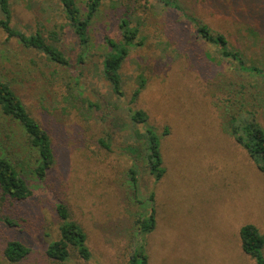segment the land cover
<instances>
[{
	"label": "rangeland",
	"instance_id": "1",
	"mask_svg": "<svg viewBox=\"0 0 264 264\" xmlns=\"http://www.w3.org/2000/svg\"><path fill=\"white\" fill-rule=\"evenodd\" d=\"M77 1L85 11L86 0ZM10 2L13 26L26 34L42 32L69 65L8 40L0 29V75L48 131L55 154L54 166L40 179L17 136L12 162L35 193L4 206V215L18 227L0 224V264H10L3 248L11 239L32 249L17 264H61L46 253L60 235L58 203L84 228L91 251L84 259L71 249V264H126L141 237L134 220L153 207L156 227L145 237L149 264H255L242 248L240 229L252 223L264 238V173L227 127L226 87H234L228 82L235 78L237 90L243 84L255 91L257 100L244 109L256 111L264 127V78L222 59L220 48L198 36L180 11L150 0L156 15L145 19L138 11L133 17V25L144 20L145 41L126 57L123 93L116 94L102 64L107 39L121 38V11L111 2L96 13L86 47L59 1ZM177 2L223 33L248 64L264 69V0ZM134 110L146 112L147 121L134 122ZM237 119L242 124L247 116ZM148 128L161 136L166 172L160 180L140 154L145 152L140 137ZM132 167L137 198L131 191Z\"/></svg>",
	"mask_w": 264,
	"mask_h": 264
},
{
	"label": "trees",
	"instance_id": "2",
	"mask_svg": "<svg viewBox=\"0 0 264 264\" xmlns=\"http://www.w3.org/2000/svg\"><path fill=\"white\" fill-rule=\"evenodd\" d=\"M62 5L69 25L77 35L83 47L90 42V25L106 1L121 11L119 40L108 38V50L103 59V73L109 81L112 90L116 94H122V65L130 53L131 49L142 45L145 38L140 34V24L133 25V17L140 11L145 19L148 15L155 16L150 0H86V9L82 11L77 0H57ZM165 6L177 9L195 28L196 33L202 39L217 45L220 48L221 58L236 62L238 66L249 73H257L264 78V69L248 64L242 50L230 45L228 38L221 32L215 31L208 23L196 16L186 12L177 0H162ZM0 29L3 30L7 39H17L20 44L28 49H33L46 55L49 61L61 66L69 65V60L64 52L56 45L48 41L40 31L26 34L12 24L13 10L10 0H0ZM139 18V17H138ZM140 19V18H139ZM56 36V34H54ZM53 41H57L54 37ZM82 60V57H80ZM145 79L142 80L141 87ZM234 86L227 90L226 110L230 109L227 119V127L235 140L242 144L251 156L257 159L258 168L264 173V127L256 118V111L248 107L250 102L257 100L254 90L250 91L249 86L240 84L235 78L228 82ZM140 89L134 91L133 99L139 94ZM238 107V108H237ZM240 114L247 116L242 124H237ZM134 122H146L148 116L142 110H134L131 115ZM22 136V149L27 156L33 160V173L38 178H44L48 170L55 164V154L52 146V139L45 127L29 112L24 101L17 93L12 84L0 75V224L11 227H18L17 221L4 215L3 209L6 203L24 202L34 195V190L29 186L23 173L12 162V149L14 144L18 146L17 136ZM145 145L144 154L140 151L148 162L151 173L160 180L166 172L161 152V136L153 128H148L141 135L140 139ZM103 142V141H102ZM105 144V143H104ZM138 150V147H137ZM19 160L18 162H20ZM131 189L134 198L137 184V170L132 167L129 173ZM153 199V195H151ZM57 210L62 219L59 229V238L51 241L46 249L47 255L60 262L68 263L71 257V249H75L79 256L89 259L91 251L87 244V233L78 222L70 219L67 207L63 203H58ZM141 237L138 239L126 264H149V254L146 249L145 237L156 227V210L153 207L150 214H139L134 220ZM240 237L243 250L255 259V264H264V238L259 228L252 224H245L240 229ZM31 247L19 239H11L4 244L3 256L10 264H17L24 260L30 253Z\"/></svg>",
	"mask_w": 264,
	"mask_h": 264
}]
</instances>
